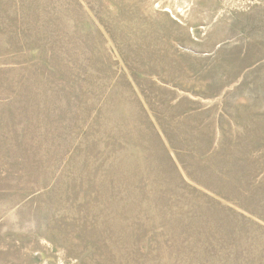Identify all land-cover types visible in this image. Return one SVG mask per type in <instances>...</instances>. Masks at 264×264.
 <instances>
[{"label":"rangeland","instance_id":"374dc122","mask_svg":"<svg viewBox=\"0 0 264 264\" xmlns=\"http://www.w3.org/2000/svg\"><path fill=\"white\" fill-rule=\"evenodd\" d=\"M0 264H264V0H0Z\"/></svg>","mask_w":264,"mask_h":264}]
</instances>
